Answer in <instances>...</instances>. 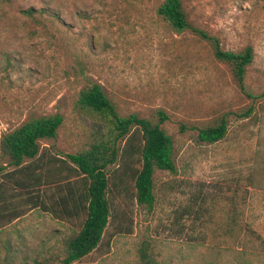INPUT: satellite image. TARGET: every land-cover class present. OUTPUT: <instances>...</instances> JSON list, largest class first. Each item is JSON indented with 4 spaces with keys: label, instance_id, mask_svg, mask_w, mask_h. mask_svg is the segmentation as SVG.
I'll list each match as a JSON object with an SVG mask.
<instances>
[{
    "label": "rangeland",
    "instance_id": "1",
    "mask_svg": "<svg viewBox=\"0 0 264 264\" xmlns=\"http://www.w3.org/2000/svg\"><path fill=\"white\" fill-rule=\"evenodd\" d=\"M164 1H0V264H63L79 224L56 220L40 201L66 181H48L50 169L79 182L66 157L88 150L102 123L78 105L89 83L123 117L166 113L176 171L157 170L154 208L139 205L122 143L126 155L109 167L110 223L74 264H264V0H182L189 23L224 50L253 48L244 88L209 41L158 15ZM56 114L63 123L41 142L42 156L9 165L3 138ZM223 120L221 141L199 140Z\"/></svg>",
    "mask_w": 264,
    "mask_h": 264
},
{
    "label": "trees",
    "instance_id": "2",
    "mask_svg": "<svg viewBox=\"0 0 264 264\" xmlns=\"http://www.w3.org/2000/svg\"><path fill=\"white\" fill-rule=\"evenodd\" d=\"M183 10L182 0H165L157 9L158 15L168 21L175 31L181 33L192 30L209 41L213 45L215 57L232 67L236 80L244 88L247 68L254 60L253 48L247 47L240 53L224 50L218 38L193 27ZM27 13L32 14L33 10ZM100 86L89 83L80 92L78 100L82 110L92 112L102 121L96 126V139L90 148L66 157L75 168L74 172L80 176L79 182L77 185L70 183L66 179L67 175L63 176L61 171L60 177L55 179L57 175L54 176L49 170L48 181H66L56 182L54 188H51L52 192L43 193L45 199L40 201L43 211L56 220L79 224V231L66 243L67 252L63 264H74L82 260L101 245L111 218L109 167L116 165L121 155H126L128 147L129 155L123 164L132 161V166L126 167L124 175L132 180L134 198L139 205L150 210L154 208V175L157 170L176 171L173 139L163 128L169 119L166 113L157 111L155 121L141 118L138 114L123 117ZM250 114L251 110L243 116L248 117ZM62 123V115H51L30 120L6 135L2 141V151L9 156V165L20 168L26 160L40 158L43 154L41 142L56 139ZM138 134L142 142L137 145L134 141ZM226 134L227 124L223 120L217 127L200 129L198 137L201 142L217 143ZM122 143L126 144L125 152L120 151ZM133 157L136 159L132 160Z\"/></svg>",
    "mask_w": 264,
    "mask_h": 264
},
{
    "label": "crops",
    "instance_id": "3",
    "mask_svg": "<svg viewBox=\"0 0 264 264\" xmlns=\"http://www.w3.org/2000/svg\"><path fill=\"white\" fill-rule=\"evenodd\" d=\"M34 170H35V168H34ZM50 171L52 172V171H54L53 169H50ZM58 173H59V170L58 169H55V174L57 175V177H58ZM34 175V174H33ZM39 176V175H38Z\"/></svg>",
    "mask_w": 264,
    "mask_h": 264
}]
</instances>
